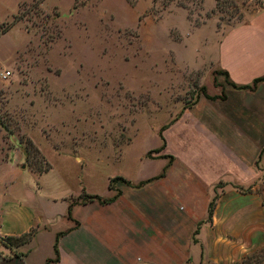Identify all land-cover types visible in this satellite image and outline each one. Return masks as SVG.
Listing matches in <instances>:
<instances>
[{"label":"rangeland","instance_id":"374dc122","mask_svg":"<svg viewBox=\"0 0 264 264\" xmlns=\"http://www.w3.org/2000/svg\"><path fill=\"white\" fill-rule=\"evenodd\" d=\"M262 7L264 0H20L0 42V65L11 71L0 77V193L23 183L44 196L82 187L105 195L111 178L115 193L120 177L135 180L145 163L173 160L176 122H188L205 95H225L221 34ZM183 128L187 139L210 141L208 129ZM21 163L52 168L38 180L17 170ZM231 264H264V247Z\"/></svg>","mask_w":264,"mask_h":264},{"label":"crops","instance_id":"0c3cea01","mask_svg":"<svg viewBox=\"0 0 264 264\" xmlns=\"http://www.w3.org/2000/svg\"><path fill=\"white\" fill-rule=\"evenodd\" d=\"M19 1L0 0V42ZM216 49L229 81L225 97L205 95L188 122H176L173 160L160 158L154 169L145 163L135 180L124 176L121 191L90 193L106 202L83 200L85 187L44 196L18 183L0 193V264H45L55 256L56 239L59 259L52 264H231L263 248L264 80L252 89L239 86L264 76V7L228 27ZM4 72L0 65V77ZM183 126L208 129L210 141L187 139ZM23 168L41 180L52 166L34 171L21 163L17 170ZM32 229L29 240L5 243Z\"/></svg>","mask_w":264,"mask_h":264},{"label":"trees","instance_id":"16d2710c","mask_svg":"<svg viewBox=\"0 0 264 264\" xmlns=\"http://www.w3.org/2000/svg\"><path fill=\"white\" fill-rule=\"evenodd\" d=\"M3 30V29H2ZM264 80V76L262 77H259V78H256L253 82V85L249 86V85H245V86H239V88H254L256 86V84L259 82V81H262ZM208 98L210 99H217V98H224L225 95H214V96H210V95H206ZM120 177V176H118ZM122 180L125 181L124 178L120 177ZM113 180V178L110 179V182H109V187H111V181ZM82 197H83V200H90V199H98L99 201L101 202H106V201H109V199L107 198H103L101 197L100 195H97V194H90V193H85L83 192L82 194ZM215 199V198H214ZM213 202L214 200H212V202L210 203V207H209V214L212 213V210H213ZM70 212H71V206L69 207V210H68V213H69V216H70ZM34 230H30L29 232H26L24 234H21L19 236H6L4 238L5 240V243L8 245V246H12V245H17L19 243H23L27 240L30 239V237L32 236ZM59 237V234L57 236V238ZM54 251H55V256L53 258H48L45 262V264H52L53 262L57 261L59 259V251H58V245H57V239L54 243Z\"/></svg>","mask_w":264,"mask_h":264},{"label":"built area","instance_id":"2783aa9c","mask_svg":"<svg viewBox=\"0 0 264 264\" xmlns=\"http://www.w3.org/2000/svg\"><path fill=\"white\" fill-rule=\"evenodd\" d=\"M10 73H11L10 70H6V71L4 72V74H3V77H6V76L10 75Z\"/></svg>","mask_w":264,"mask_h":264}]
</instances>
